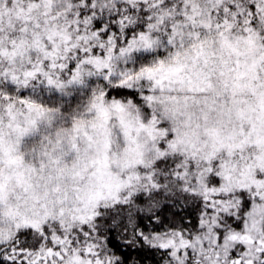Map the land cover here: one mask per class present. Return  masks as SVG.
<instances>
[{
    "label": "snow or ice",
    "instance_id": "obj_1",
    "mask_svg": "<svg viewBox=\"0 0 264 264\" xmlns=\"http://www.w3.org/2000/svg\"><path fill=\"white\" fill-rule=\"evenodd\" d=\"M0 264H264V0H0Z\"/></svg>",
    "mask_w": 264,
    "mask_h": 264
}]
</instances>
